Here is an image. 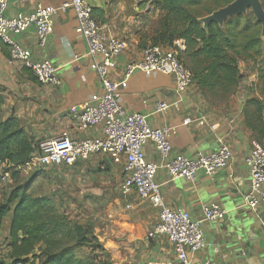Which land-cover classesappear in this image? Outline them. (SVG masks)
I'll use <instances>...</instances> for the list:
<instances>
[{"label": "crops", "instance_id": "obj_1", "mask_svg": "<svg viewBox=\"0 0 264 264\" xmlns=\"http://www.w3.org/2000/svg\"><path fill=\"white\" fill-rule=\"evenodd\" d=\"M65 0H9L3 15L13 18L37 6H57ZM94 20L107 32L124 39L125 49L116 58L109 76L119 83V103L128 112L146 115L153 128L169 126L171 154L193 157L198 151L209 152L226 143L232 153L226 168H216L211 175L197 171L187 180L172 177L162 166L155 179L161 185L165 204L184 210L200 220L206 244L192 255L194 264H264V203L256 209L244 204L249 193L250 174L244 163L254 141L264 144V135L247 124L244 104L251 97L264 96L256 85L253 68L242 72L240 80L226 100L216 105L203 98L195 83L178 95L173 76L158 71L135 70L126 74L125 66L143 58V49L153 44V30L161 14L150 0H86ZM9 37L31 52L36 60L47 59L56 68L58 85L40 84L20 62H9L8 50L0 57L1 118H16L35 142L67 133L72 140L101 137L100 126L78 129L74 115L84 104H92L102 94L92 61L85 55L86 45L80 35L72 10L53 16L52 30L46 44L39 47L33 25L21 32H7ZM164 51L171 45L161 44ZM178 101L161 112L155 102ZM263 130H264V119ZM146 158L161 164L162 158L152 142L143 145ZM124 158L112 160L94 154L77 160L68 170L74 181L87 192L77 197L87 216L79 219L93 230L104 255L111 264H157L175 262L172 245L164 236L148 239V230L157 222L158 212L131 189L120 191ZM21 168V170H23ZM28 169V168H27ZM20 170V169H19ZM7 181H9L7 179ZM264 190V183L262 185ZM216 204L225 210L220 219L204 220V207ZM8 220L0 229V257L6 259L5 238Z\"/></svg>", "mask_w": 264, "mask_h": 264}, {"label": "built area", "instance_id": "obj_2", "mask_svg": "<svg viewBox=\"0 0 264 264\" xmlns=\"http://www.w3.org/2000/svg\"><path fill=\"white\" fill-rule=\"evenodd\" d=\"M9 0H0V57L2 47L8 50L9 62L18 61L29 69L40 84L58 85L56 68L47 59L32 58L29 49L11 39L7 32H21L33 25L39 47L46 44L52 30L53 16L72 10L81 37L86 45L85 55L92 61L96 76L102 88V94L92 104H84L75 113L74 119L78 129L85 130L100 126L101 137L72 140L67 133L43 140L38 151L25 164V168L70 167L75 161L83 160L94 154L106 155L112 160L123 157V177L120 191L126 194L133 189L137 195L148 201L158 212L157 222L148 230V239L164 236L172 245L175 262H159L157 264H194L192 255L206 244L201 221L194 220L184 210H173L164 201L161 185L155 175L159 166L164 167L172 177L187 180L195 178L197 171L211 175L216 168H226L232 157L229 146L220 142L218 147L209 152L198 151L193 157L171 154L169 140L172 128L151 127L146 115L139 112H128L119 103V83L109 76L115 66L116 58L125 49L122 38L107 34L94 20L92 7L86 0H65L57 6H37L30 12L20 13L13 18H6L3 11ZM171 49L164 51L159 44H151L143 49V58L126 64L125 72L135 70L158 71L173 76L175 92L184 93L192 83L190 69L180 57L184 49L182 40L176 39ZM178 101L167 103L155 102V111L161 112L170 106H177ZM152 142L155 150L162 158L161 164L149 160L143 153V145ZM244 163L250 174L249 193L244 198L245 206L256 209L264 203V144L254 141ZM5 173L1 182H5ZM225 210L216 204L204 207L203 219H220ZM264 233V228H263ZM8 264H26L23 261H9ZM208 264V263H202Z\"/></svg>", "mask_w": 264, "mask_h": 264}, {"label": "trees", "instance_id": "obj_3", "mask_svg": "<svg viewBox=\"0 0 264 264\" xmlns=\"http://www.w3.org/2000/svg\"><path fill=\"white\" fill-rule=\"evenodd\" d=\"M204 1L207 0H150L152 7L161 12L153 30V44L172 45L174 40H182L180 57L191 71L192 82L201 94L215 98L229 97L241 77L238 60H250L256 85L264 96V37L260 23L248 11L225 20L222 26L211 22L204 29L198 21L200 11H213L202 6ZM243 112L252 130L264 135L262 101L256 97L247 99ZM34 148L35 142L21 123L13 117L2 119L0 109V188L5 173L11 181L0 199V229L8 220L6 259L0 257V264L18 260L26 264H111L87 224L59 212L49 196L28 192L34 174L17 181ZM84 246H91L93 257H76V248ZM101 257L105 260L98 261Z\"/></svg>", "mask_w": 264, "mask_h": 264}, {"label": "rangeland", "instance_id": "obj_4", "mask_svg": "<svg viewBox=\"0 0 264 264\" xmlns=\"http://www.w3.org/2000/svg\"><path fill=\"white\" fill-rule=\"evenodd\" d=\"M147 1V0H146ZM264 2V0H262ZM227 3L226 0H207L202 4L203 7L208 8L209 10H214L219 7L224 6ZM208 11V10H207ZM206 10H201L200 14L202 16L207 15ZM238 63H240V68L242 72L248 71L249 68H252V61L239 59ZM203 95V94H202ZM203 98L209 103L220 104L227 97L219 96V97H210L203 95ZM70 169L61 170L55 168L42 169L39 167H33L31 169L24 168L20 171V175L18 176L17 181L21 182L22 180L27 179L31 175H33V179L28 186V192L31 195H47L50 197L55 207L59 212L68 213L69 217L73 220L79 221V219H83V217L87 216V211L84 206L79 203L77 197L81 194H85L87 191L82 189V185L73 180V178L69 174ZM11 179V177H10ZM11 181H6L0 188V199L4 197V190L10 186ZM75 255L79 259H86L89 257H93V253L91 251V246H84L80 248H76ZM104 256V255H103ZM98 261H104V257L97 258Z\"/></svg>", "mask_w": 264, "mask_h": 264}, {"label": "water", "instance_id": "obj_5", "mask_svg": "<svg viewBox=\"0 0 264 264\" xmlns=\"http://www.w3.org/2000/svg\"><path fill=\"white\" fill-rule=\"evenodd\" d=\"M250 11L255 20L261 25V37H264V8L261 0H232L226 5L219 7L209 14L198 18L204 29H207L209 23L215 22L222 26L224 21L238 16L244 15Z\"/></svg>", "mask_w": 264, "mask_h": 264}]
</instances>
